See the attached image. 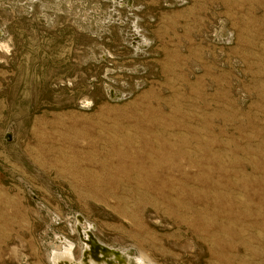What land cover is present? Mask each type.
I'll list each match as a JSON object with an SVG mask.
<instances>
[{"label": "rangeland", "instance_id": "obj_1", "mask_svg": "<svg viewBox=\"0 0 264 264\" xmlns=\"http://www.w3.org/2000/svg\"><path fill=\"white\" fill-rule=\"evenodd\" d=\"M77 228L264 264V0H0V264L77 262Z\"/></svg>", "mask_w": 264, "mask_h": 264}, {"label": "water", "instance_id": "obj_2", "mask_svg": "<svg viewBox=\"0 0 264 264\" xmlns=\"http://www.w3.org/2000/svg\"><path fill=\"white\" fill-rule=\"evenodd\" d=\"M5 140L7 142H9L10 141V135L7 134L5 136ZM76 221H77V219L75 220V222ZM79 224H80V226H83L84 220L82 219ZM75 233L77 234V237H78L80 244H82V239L79 236L77 230L75 231ZM86 233H88L90 245H91V247H93L92 248L93 254L97 255V258L102 261V264H128V263L131 264L130 262H128L126 260V255H124L120 252H116L113 249L101 244L93 235L92 229L85 230V235H86ZM72 252H73V249L71 250V254H72ZM82 253H83V250H82L81 254ZM81 254H80L79 259H77V263H80L82 260ZM134 264H136V263H134Z\"/></svg>", "mask_w": 264, "mask_h": 264}, {"label": "bare ground", "instance_id": "obj_3", "mask_svg": "<svg viewBox=\"0 0 264 264\" xmlns=\"http://www.w3.org/2000/svg\"><path fill=\"white\" fill-rule=\"evenodd\" d=\"M77 222L80 223L81 221L78 220ZM76 230L82 239V245L84 246V244H85V247L83 248V253L81 254L82 255L81 262L77 263L68 254H62V255L55 256L54 264H102V261L97 258V255L93 254V249H92L93 247H91V245H90L89 237H88L87 233L85 235V232H84L82 235L81 230L79 231L78 228ZM82 236H84L85 238H83ZM141 259L143 260L144 257L141 256L140 260ZM146 259H147V257H146ZM137 262H138V260H137ZM138 263H140V262H138ZM148 263H151V262L148 261Z\"/></svg>", "mask_w": 264, "mask_h": 264}]
</instances>
